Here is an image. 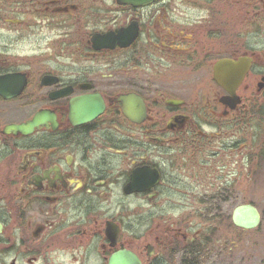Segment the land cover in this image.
<instances>
[{"label":"flooded vegetation","instance_id":"flooded-vegetation-1","mask_svg":"<svg viewBox=\"0 0 264 264\" xmlns=\"http://www.w3.org/2000/svg\"><path fill=\"white\" fill-rule=\"evenodd\" d=\"M234 201L264 203V0H0V264H195Z\"/></svg>","mask_w":264,"mask_h":264},{"label":"rangeland","instance_id":"rangeland-1","mask_svg":"<svg viewBox=\"0 0 264 264\" xmlns=\"http://www.w3.org/2000/svg\"><path fill=\"white\" fill-rule=\"evenodd\" d=\"M242 203H219L223 214H208L209 221L205 224L196 219V229L210 228L214 234H211L210 246L195 264H264V203H255L263 214L261 224L252 231H242L232 225L231 212Z\"/></svg>","mask_w":264,"mask_h":264},{"label":"water","instance_id":"water-1","mask_svg":"<svg viewBox=\"0 0 264 264\" xmlns=\"http://www.w3.org/2000/svg\"><path fill=\"white\" fill-rule=\"evenodd\" d=\"M228 77L226 75L216 74V78L220 83L226 81ZM232 221L235 227L252 230L259 226L261 216L258 210L252 205H241L234 210Z\"/></svg>","mask_w":264,"mask_h":264}]
</instances>
